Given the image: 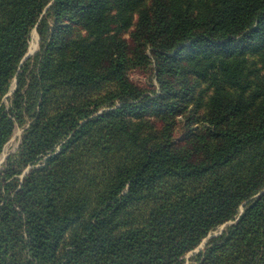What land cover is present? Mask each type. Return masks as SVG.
<instances>
[{
	"label": "trees",
	"instance_id": "obj_1",
	"mask_svg": "<svg viewBox=\"0 0 264 264\" xmlns=\"http://www.w3.org/2000/svg\"><path fill=\"white\" fill-rule=\"evenodd\" d=\"M18 128L0 264H264V0H0V154Z\"/></svg>",
	"mask_w": 264,
	"mask_h": 264
},
{
	"label": "rangeland",
	"instance_id": "obj_2",
	"mask_svg": "<svg viewBox=\"0 0 264 264\" xmlns=\"http://www.w3.org/2000/svg\"><path fill=\"white\" fill-rule=\"evenodd\" d=\"M137 23H138V16H135L133 26L129 30L124 32L123 37L126 38L129 42L132 41V33L136 30ZM34 45H36V48L34 49V53L32 55H34L40 48V36L37 33V31H35V30L32 32V35H31L30 46H29L28 52H31L30 49H31V47H34ZM147 55H148V58H149L151 64L146 66V67H143V68H142V66H139L137 68H132L128 74H129V77L132 81L137 83L140 87L144 88L145 90L151 91L153 88H156L159 91L160 88H159L158 82L156 80V77L152 73V68L154 67L155 61H154V57H153V54H152L150 48L147 49ZM206 89H207V85L201 84V86L197 90V93L199 91H201L203 93V90H206ZM11 93L12 92H10L8 95H10ZM210 93L211 92H209L207 90V92L204 94V97H202L203 103L206 104V101L208 99L207 95H209ZM204 111H205V108H201L200 112L203 113ZM101 112H102V110L98 113H101ZM22 131L23 130L21 128H18L16 130L14 136L11 138V140L5 146L3 152L0 154V166L3 164V162L6 160V158L10 154L17 152V150L20 146V142H21L20 140H21ZM231 223H233V222H229V223L221 226L218 230H216L211 235L219 234L224 229V227L226 225H230ZM211 235L208 236V238H206L204 240L203 244H205L207 242V240L209 239V237H211ZM196 250L190 252L186 256L188 261H189L190 257H192L194 254L197 253ZM187 264H189V263H187Z\"/></svg>",
	"mask_w": 264,
	"mask_h": 264
},
{
	"label": "water",
	"instance_id": "obj_3",
	"mask_svg": "<svg viewBox=\"0 0 264 264\" xmlns=\"http://www.w3.org/2000/svg\"><path fill=\"white\" fill-rule=\"evenodd\" d=\"M33 53H34V51H33V52H28V53L26 54V56L24 57V60H26V59H28L29 57H31ZM203 245H204V244H203ZM203 245L199 246L198 249H197L196 251L198 252V251L203 247Z\"/></svg>",
	"mask_w": 264,
	"mask_h": 264
},
{
	"label": "bare ground",
	"instance_id": "obj_4",
	"mask_svg": "<svg viewBox=\"0 0 264 264\" xmlns=\"http://www.w3.org/2000/svg\"><path fill=\"white\" fill-rule=\"evenodd\" d=\"M36 48V45H34V47H31V52H33L34 51V49Z\"/></svg>",
	"mask_w": 264,
	"mask_h": 264
}]
</instances>
